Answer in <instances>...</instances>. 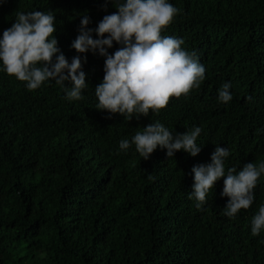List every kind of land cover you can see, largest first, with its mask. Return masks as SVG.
<instances>
[{
  "label": "trees",
  "instance_id": "trees-1",
  "mask_svg": "<svg viewBox=\"0 0 264 264\" xmlns=\"http://www.w3.org/2000/svg\"><path fill=\"white\" fill-rule=\"evenodd\" d=\"M168 2L179 14L162 34L184 40L205 79L159 114L129 121L96 108L106 57L72 47L85 15L100 38L99 22L117 11L112 0H0V38L16 12H53L58 48L69 63L80 57L88 85L69 101L55 81L29 91L0 70V264H264V230L251 233L264 174L234 218L223 214V179L202 209L189 199L192 168L210 164L217 146L230 152L226 173L264 161V0ZM225 83L227 104L218 100ZM157 121L174 135L200 127V154L168 158L158 147L144 160L131 140Z\"/></svg>",
  "mask_w": 264,
  "mask_h": 264
},
{
  "label": "clouds",
  "instance_id": "clouds-1",
  "mask_svg": "<svg viewBox=\"0 0 264 264\" xmlns=\"http://www.w3.org/2000/svg\"><path fill=\"white\" fill-rule=\"evenodd\" d=\"M112 2L117 11L99 22L95 32L100 38H92V30L88 28L90 20L85 15L80 34L72 43L78 53L91 50L95 54L99 50L106 57L103 81L95 88L97 110L119 114L129 121L133 117L139 120L141 116H149L150 111L159 114L172 98L187 96L201 86L206 69L196 53L184 49L183 39L162 34L174 22L179 9L168 0ZM15 17V23L0 38V70L24 82L29 91L39 89L46 81H55L66 92L67 100L83 99L82 92L88 85L81 59L77 56L69 63L58 48L53 12H16ZM114 42L121 47L109 55L106 49L112 48ZM69 81L72 86L66 87ZM231 87V83L222 85L218 91L219 102L227 104L232 100ZM201 132L200 127H195L174 135L157 121L137 131L131 144L144 160L158 147L167 150L168 158L181 150L196 157L201 152L196 143ZM129 148V140L120 141L121 151ZM229 155L228 149L217 146L210 164L192 168L194 185L189 199L195 200L198 210L202 209L210 191L223 179L221 195L228 198L223 214L234 218L253 204L254 189L264 174V161L249 162L239 171L229 168L226 173L225 160ZM262 230L264 205L251 221L253 236Z\"/></svg>",
  "mask_w": 264,
  "mask_h": 264
}]
</instances>
